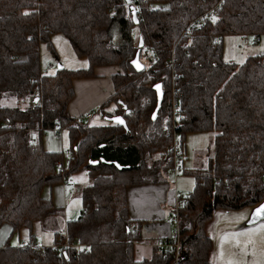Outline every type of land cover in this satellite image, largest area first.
Here are the masks:
<instances>
[{"label":"trees","instance_id":"1","mask_svg":"<svg viewBox=\"0 0 264 264\" xmlns=\"http://www.w3.org/2000/svg\"><path fill=\"white\" fill-rule=\"evenodd\" d=\"M216 5L215 14L207 15ZM202 15L192 35L182 37ZM56 34L87 59V67L42 65L41 46L56 54ZM229 34L247 35L248 44L260 41L264 0H0V98L17 103L0 104V229L8 224L11 230L0 247V264H212L207 231L214 214L264 201V53L241 63L226 60L222 41ZM140 38L155 68L132 65ZM172 53L181 111L177 132L183 141L188 132L213 133L205 160L189 171L193 192L183 194L178 209L177 263L157 246L151 257H135V244L148 236L128 203L130 186L164 182L170 171L172 80L164 60ZM104 65L122 72L113 76L115 93L97 110L104 117L122 115L128 129L107 119L85 123L69 112L74 81ZM158 82L164 99L153 120ZM55 123L69 133L66 154L42 144V133ZM82 169L91 182L80 189V214L62 223L63 207L44 192ZM37 226L54 233L52 245H38ZM22 229L29 236L22 242L35 247L10 244ZM65 241L83 247H65Z\"/></svg>","mask_w":264,"mask_h":264},{"label":"rangeland","instance_id":"2","mask_svg":"<svg viewBox=\"0 0 264 264\" xmlns=\"http://www.w3.org/2000/svg\"><path fill=\"white\" fill-rule=\"evenodd\" d=\"M53 44L56 54H51L45 44L41 46L42 65L46 66L49 63L57 65L58 62H61L63 66L73 69L87 67V59L78 57L70 42L62 34L54 36ZM222 45L223 56L226 60L241 63L250 54L264 53V35L260 36V41L256 43L252 41L248 44L241 40L240 35L229 34L223 37ZM0 104L14 106L17 103L13 98H0ZM93 113L91 118L84 120L85 123L98 125L107 122L105 115L102 116L99 110L93 109ZM212 139L213 133L208 131L185 134L184 170L176 180L179 191L185 196L190 195L195 187V177L189 171L193 169L194 165L205 160V153L209 150ZM41 141L44 148L50 151H63L66 154L71 148L69 133L66 129L62 130L61 137L57 136L52 128L47 129L42 133ZM167 174L168 179L173 182V173L168 171ZM90 182L88 171L82 169L73 173L69 181L64 182L65 184H55L51 191L49 188L46 189L45 192L49 196H51V192L53 194L57 192L61 196V205L64 210L62 223L64 220L66 222L77 219L82 208L80 189ZM252 209L244 208L230 212L217 211L214 214L207 231L213 240L212 264H229L230 260L246 262V264H253V261H256L257 264H264V218L248 225L247 222ZM10 232L8 224L1 227L0 247L3 242L8 240ZM35 235L36 241L41 247L54 243L55 235L51 230L37 226ZM28 237L27 229H22L20 232L14 233L9 241L11 245L19 246L23 240L28 241ZM245 252L247 254H244ZM253 252H255L254 256L252 255Z\"/></svg>","mask_w":264,"mask_h":264},{"label":"crops","instance_id":"3","mask_svg":"<svg viewBox=\"0 0 264 264\" xmlns=\"http://www.w3.org/2000/svg\"><path fill=\"white\" fill-rule=\"evenodd\" d=\"M94 72L92 77L74 81L75 95L68 106L74 117H81L90 109H97L110 98L115 93L113 76L121 73L122 69L117 65H104L96 67ZM176 190L177 184L169 180L168 176L164 182L136 184L128 188L129 213L133 218L142 220L144 233L148 236L144 242L135 244L136 258L151 257L157 244L163 238L170 237L174 228L171 210L176 203ZM50 194L54 203L62 206L60 194ZM44 195L49 196L46 192Z\"/></svg>","mask_w":264,"mask_h":264},{"label":"built area","instance_id":"4","mask_svg":"<svg viewBox=\"0 0 264 264\" xmlns=\"http://www.w3.org/2000/svg\"><path fill=\"white\" fill-rule=\"evenodd\" d=\"M218 9V5L214 6L212 9H210L208 12H206L207 15L213 16L215 14V12ZM203 19V15L198 18L197 20H195L194 22L190 23L183 31L182 33V37H186V36H191V31L194 29L195 24H197L198 22H202ZM136 33L135 31L132 32L131 37H135ZM248 36L247 35H242L241 36V40L244 41L245 43H248ZM216 41H219V37H217L215 39ZM159 58V57H158ZM140 59L144 64V67L146 69H151V68H155L154 66V61H153V56L150 50L142 48L141 50V55H140ZM175 58H174V54L172 53V55L164 60V68L169 70L171 72V80H172V101H171V121H172V128H173V139H172V143H171V165H170V171L173 173L174 175V181L175 184L176 180L178 179V177L180 176L181 172L184 170V160H185V156H186V147H185V141H183L182 137L180 136V134L177 132V127L181 122V119H179V116H181V111H180V107H179V102L176 98L177 95V88L174 84V79H175ZM49 68H52V65L49 66ZM33 98V97H32ZM32 98H29L28 101H32ZM34 101V100H33ZM93 116V109H90L89 111H87L86 113H84L82 115V117L84 119H89ZM53 131L56 133L57 136L61 137L62 136V127L60 126L59 123H55L54 126L52 127ZM66 159L69 160L70 156L67 155ZM58 165L61 164V161L57 162ZM262 177L264 178V174L262 175ZM176 203L174 206V223L176 228L172 231L170 237H168L167 239H164L162 241H160L157 244V247H160L162 249H164V251L166 252H171L174 254V259H175V263L178 262L179 258H180V252L182 251L181 249V244L179 241V223H178V209L179 206L181 205V203L184 200V195L181 191L176 190ZM22 247H35V244H29L26 242H22L21 243ZM64 246L65 247H75L76 249H82L83 244L75 241L73 243H71L70 241H65L64 242Z\"/></svg>","mask_w":264,"mask_h":264},{"label":"water","instance_id":"5","mask_svg":"<svg viewBox=\"0 0 264 264\" xmlns=\"http://www.w3.org/2000/svg\"><path fill=\"white\" fill-rule=\"evenodd\" d=\"M127 2L130 3L131 0H127ZM131 9H132V15H133V18H134L135 22L138 23L139 20H138V15H137V9H136V7H135L133 4L131 5ZM143 46H144V41H143L142 38H140V41H139V49L137 50L134 59L131 61L132 65H133V66L135 67V69H137L138 71H141V70L144 68V64H143L142 61L140 60L141 50H142ZM133 61H135V63H133ZM137 65H139V67H137ZM58 66H59V68H61V67H63V64H62V63H59ZM156 85H160L159 90H157V88L155 87ZM155 86H154V88H155V90H156V92H157V106H156V108H155V110H154V112H153V114H152V119H153V120H156V119H157V117H158V113H159V110H160V108H161V106H162V102H163V99H164V89H163V85H162V83H161V82H158V83L155 84ZM36 101H37V99H34V102H36ZM117 117H119L120 120L123 121V123H118L117 120H116ZM105 119H107V120H109V121H112V122H114V123H116V124H118V125H121V126H123L125 129H128L127 122H126L125 118H124L122 115L107 116V117H105ZM93 162H94V161H93ZM94 163H98V161H95ZM116 165H117L118 167H120V168H123V167L120 166L118 163H116ZM260 204H264V201H262ZM260 204H259V205H260ZM259 205L255 206V207L252 209V212H251V214H250V216H249V220H248V222H247L248 225H249V224H253V223H255V222H257V221H259V220H261V219L264 218V216H257V215H254V214H253V213H254V210H255Z\"/></svg>","mask_w":264,"mask_h":264},{"label":"snow or ice","instance_id":"6","mask_svg":"<svg viewBox=\"0 0 264 264\" xmlns=\"http://www.w3.org/2000/svg\"><path fill=\"white\" fill-rule=\"evenodd\" d=\"M27 14V13H25ZM213 21L215 22V17L212 18ZM242 62V61H241ZM133 63H135V61H133ZM137 67H139V65H137ZM157 88V90H159L160 88V85H156L155 86ZM117 122L118 123H123L122 120H120L119 117L116 118ZM66 135V134H65ZM90 163H94L92 161H90ZM254 215H257V216H264V204H260L255 210H254ZM238 243V242H237ZM244 254H247L246 252ZM252 255L254 256L255 255V252L252 253ZM229 264H246V262H241V261H229ZM253 264H257L256 261H253Z\"/></svg>","mask_w":264,"mask_h":264},{"label":"clouds","instance_id":"7","mask_svg":"<svg viewBox=\"0 0 264 264\" xmlns=\"http://www.w3.org/2000/svg\"><path fill=\"white\" fill-rule=\"evenodd\" d=\"M141 60V59H140ZM143 63V62H142Z\"/></svg>","mask_w":264,"mask_h":264}]
</instances>
